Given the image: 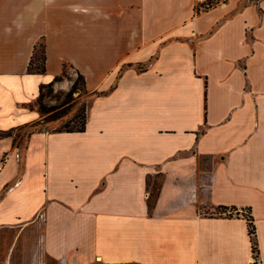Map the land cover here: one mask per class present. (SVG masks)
Listing matches in <instances>:
<instances>
[{
	"label": "crops",
	"instance_id": "obj_1",
	"mask_svg": "<svg viewBox=\"0 0 264 264\" xmlns=\"http://www.w3.org/2000/svg\"><path fill=\"white\" fill-rule=\"evenodd\" d=\"M206 2L0 0V132L64 64L106 93L83 132L0 136V229L40 264H255L245 214L264 264V0Z\"/></svg>",
	"mask_w": 264,
	"mask_h": 264
},
{
	"label": "rangeland",
	"instance_id": "obj_2",
	"mask_svg": "<svg viewBox=\"0 0 264 264\" xmlns=\"http://www.w3.org/2000/svg\"><path fill=\"white\" fill-rule=\"evenodd\" d=\"M250 1H253V0H250ZM259 1L260 0H256L253 2L258 3ZM205 5L207 7L208 5L210 7H214L217 5H223V2L222 0H214L213 2L211 1L210 4L205 3ZM205 5L201 7H205ZM41 44H43L42 41L37 44L36 59L34 60V64L31 66V70H34L37 66L40 65L42 51H43V48H41ZM139 66L140 68H144L146 65L142 63V64H139ZM73 68L74 67L71 64H64L63 66V71L61 74L63 77L62 81L68 86H65L64 88H58V85H60L62 82V81H59V82L54 83L53 87L51 88L52 90L48 89V87L43 89V99H42L43 105L49 107L53 105H60L62 103L63 99L65 98L66 93L69 91L72 84L76 80L75 79L72 83H68L66 78H69V76L73 73H74V76L77 78V72H75ZM78 88L80 90L75 91L72 95V97L76 99L77 101L72 104L73 107L68 113V115H66L62 119H59L55 122L43 123V125L38 126L37 129H45L48 131H52V130L65 129L66 127L79 126L82 121L81 117H83L86 113V112L85 113L83 112L82 108L83 106H86V111H87L88 106L92 100L90 99L88 93L83 90V84L81 82L78 83ZM30 107H33V106L30 105ZM34 109L38 111V101L36 102ZM77 114L78 116H76ZM13 117H15V114L13 112L11 113L4 112L3 115L0 116V125H2L3 122L6 123L7 120L12 119ZM42 121L43 119L41 118L40 121H37L35 123L36 124L38 122L41 123ZM28 133H29V129L24 128V127L13 129L11 133V135L15 139V143L21 149H23L26 143V138L28 136ZM245 216H246L247 221L248 219L251 218L249 214H245ZM248 226H249V221H248ZM253 227L255 228L254 225ZM250 232H253V234H250ZM255 232H256L255 229L252 230L249 227V234L251 237V245H252V256L255 259H258L257 244H256L255 239L253 238L255 235ZM17 240L19 242V245H17L16 247L14 246V248L13 247L11 248L12 244L16 243ZM34 243H35V233L34 232L22 233L21 237L17 239V235L15 234L14 231H11L9 229H0V264H38V263L40 264L41 259H39V257L35 255L37 253L36 251H34ZM19 246H21V248H19ZM47 264H50V263L47 262ZM96 264H99V263H96ZM256 264H258V262Z\"/></svg>",
	"mask_w": 264,
	"mask_h": 264
},
{
	"label": "trees",
	"instance_id": "obj_3",
	"mask_svg": "<svg viewBox=\"0 0 264 264\" xmlns=\"http://www.w3.org/2000/svg\"><path fill=\"white\" fill-rule=\"evenodd\" d=\"M211 0H207L206 4H210ZM205 5V4H203ZM199 10V9H198ZM36 48L35 47V51L33 52V55L30 59L29 62V67L28 70L29 72H35V73H43L45 72V50H44V44H41V48H43L42 51V57H41V61H40V65L37 66L34 70H31V66L34 64V60L36 59ZM139 66V65H138ZM146 66H148V63L146 64ZM138 69H143L140 68V66L138 67ZM62 75L60 76H56L54 77L48 84L46 85H41L39 88V95L37 98L38 101V112L41 115V118L43 119V121L40 123L38 122L33 123L32 125H30L28 127L29 129V133L28 136L36 131L39 130H45V129H37L38 126H42L43 123H48V122H55L59 119H62L63 117H65L66 115H68V113L70 112V110L72 109V104L75 103L77 100L74 99L72 97L73 93L77 90H80L78 88V83L81 82L83 84V90L86 91L90 97L91 100H93L94 98L100 97L105 95L106 93H100L97 91H89L87 89L86 86V80L85 77L80 73L77 72V78L75 80V82L72 84L71 88L69 89V91L66 93L65 98L63 99L62 103L60 105H53V106H45L42 103V99H43V89L48 87V89L52 90L51 88L53 87L54 83L62 81ZM114 89V86L111 88V91ZM80 96V95H79ZM83 112L85 113V115L83 117H81V123L79 126H75V127H66L65 129H61V130H52L54 132H83L86 128V118H87V111H86V106H83ZM78 116V114L76 115ZM75 116V117H76ZM72 121V120H71ZM48 131V130H46ZM12 130L11 131H3L0 132V136H11ZM149 183H148V187H149ZM150 188V187H149ZM159 189L160 186L159 184H154L151 188H150V195L148 198V207L149 210H152L155 206L158 194H159ZM249 221V227L254 230L255 228L253 227V218L251 217L250 219H248ZM250 234H253V232H250ZM255 244V242H254Z\"/></svg>",
	"mask_w": 264,
	"mask_h": 264
},
{
	"label": "built area",
	"instance_id": "obj_4",
	"mask_svg": "<svg viewBox=\"0 0 264 264\" xmlns=\"http://www.w3.org/2000/svg\"><path fill=\"white\" fill-rule=\"evenodd\" d=\"M253 1H256V0H253ZM208 7L209 8H211L209 5H208ZM207 6H205V7H201L200 9H205V8H208ZM253 257V256H252ZM253 260H254V262L253 263H257V259H255L254 257H253Z\"/></svg>",
	"mask_w": 264,
	"mask_h": 264
},
{
	"label": "bare ground",
	"instance_id": "obj_5",
	"mask_svg": "<svg viewBox=\"0 0 264 264\" xmlns=\"http://www.w3.org/2000/svg\"><path fill=\"white\" fill-rule=\"evenodd\" d=\"M250 260H251L252 263L254 262L253 258H251Z\"/></svg>",
	"mask_w": 264,
	"mask_h": 264
}]
</instances>
